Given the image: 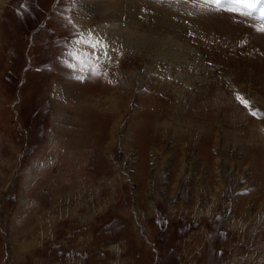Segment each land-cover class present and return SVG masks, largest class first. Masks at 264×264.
I'll list each match as a JSON object with an SVG mask.
<instances>
[{
    "label": "rangeland",
    "instance_id": "rangeland-1",
    "mask_svg": "<svg viewBox=\"0 0 264 264\" xmlns=\"http://www.w3.org/2000/svg\"><path fill=\"white\" fill-rule=\"evenodd\" d=\"M108 1L0 0V264H264V15Z\"/></svg>",
    "mask_w": 264,
    "mask_h": 264
},
{
    "label": "snow or ice",
    "instance_id": "snow-or-ice-1",
    "mask_svg": "<svg viewBox=\"0 0 264 264\" xmlns=\"http://www.w3.org/2000/svg\"><path fill=\"white\" fill-rule=\"evenodd\" d=\"M192 2L195 3H203L205 5H214L217 10H223V11H231L238 13L239 15H251V11H246L245 9H255L256 5L262 3V0H192ZM261 14L264 15V8L260 9ZM259 31H264V25H262L259 29ZM78 43H87L90 48L93 50L98 46L99 41H96L95 43L91 41L81 40L77 41ZM106 54V53H105ZM75 59L78 60V62L83 63L84 61L81 59V55L72 52L70 53ZM85 56H94L95 52L91 53H84Z\"/></svg>",
    "mask_w": 264,
    "mask_h": 264
},
{
    "label": "bare ground",
    "instance_id": "bare-ground-1",
    "mask_svg": "<svg viewBox=\"0 0 264 264\" xmlns=\"http://www.w3.org/2000/svg\"><path fill=\"white\" fill-rule=\"evenodd\" d=\"M105 2H107L106 3V5L104 6V8L102 9L103 10V13H105L106 14V17H105V21L104 22H109V19H110V17L112 16V14L114 13L113 11H114V9H111V5H112V3H110V1H108V0H105ZM261 8H264V7H260V6H258V5H256V7H255V9L254 10H257V11H259L260 13H261V11H260V9ZM106 23H103V25L102 26H100L103 30H107L108 28H111V29H116V31L117 32H121L122 30L121 29H119V28H114V26L113 25H109V24H106ZM111 29H109V30H111ZM119 29V30H118ZM112 31V30H111ZM113 31H115V30H113ZM110 32V31H109Z\"/></svg>",
    "mask_w": 264,
    "mask_h": 264
}]
</instances>
